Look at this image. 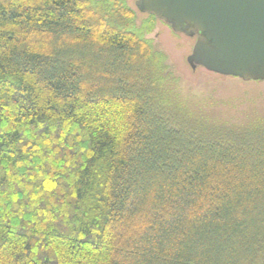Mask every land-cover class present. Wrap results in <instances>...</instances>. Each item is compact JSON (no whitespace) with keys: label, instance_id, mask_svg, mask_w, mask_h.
Instances as JSON below:
<instances>
[{"label":"trees","instance_id":"16d2710c","mask_svg":"<svg viewBox=\"0 0 264 264\" xmlns=\"http://www.w3.org/2000/svg\"><path fill=\"white\" fill-rule=\"evenodd\" d=\"M155 20L0 0V264H264V100L186 85Z\"/></svg>","mask_w":264,"mask_h":264},{"label":"water","instance_id":"95a60500","mask_svg":"<svg viewBox=\"0 0 264 264\" xmlns=\"http://www.w3.org/2000/svg\"><path fill=\"white\" fill-rule=\"evenodd\" d=\"M137 9L197 37L193 70L264 81V0H137Z\"/></svg>","mask_w":264,"mask_h":264},{"label":"rangeland","instance_id":"374dc122","mask_svg":"<svg viewBox=\"0 0 264 264\" xmlns=\"http://www.w3.org/2000/svg\"><path fill=\"white\" fill-rule=\"evenodd\" d=\"M128 5L137 12V18L140 23L147 20L146 14H142L136 7L137 0H126ZM167 54L170 62L174 65L177 72L183 77L186 85L195 88L203 94H206L211 87H218L222 93L228 97L235 92L234 100L239 102L243 99V93L247 89L257 91L259 99L264 100V84L249 87L247 84L225 76L210 73L204 68L193 70L188 64L187 58L191 55L193 46L197 37H189L183 33H177L162 20H156L154 30L149 34ZM252 107V105H250Z\"/></svg>","mask_w":264,"mask_h":264},{"label":"flooded vegetation","instance_id":"af4514ba","mask_svg":"<svg viewBox=\"0 0 264 264\" xmlns=\"http://www.w3.org/2000/svg\"><path fill=\"white\" fill-rule=\"evenodd\" d=\"M139 11V10H138ZM140 12V11H139ZM135 13H136V16H137V12L135 11ZM140 13H142V12H140ZM142 14H145V13H142ZM146 18L147 19H150L151 18V15H149V14H146ZM138 17V16H137ZM156 19V18H155ZM157 20V19H156ZM156 20H155V22H156Z\"/></svg>","mask_w":264,"mask_h":264}]
</instances>
